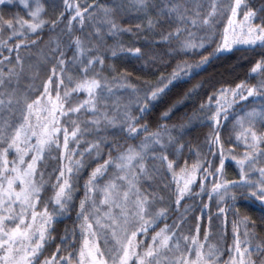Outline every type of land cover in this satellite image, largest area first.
Listing matches in <instances>:
<instances>
[{
	"label": "snow or ice",
	"instance_id": "obj_1",
	"mask_svg": "<svg viewBox=\"0 0 264 264\" xmlns=\"http://www.w3.org/2000/svg\"><path fill=\"white\" fill-rule=\"evenodd\" d=\"M14 3L17 0H0V57H3L0 59V264H264V240L253 249L252 239L259 233L251 217L244 215L240 220L244 225L243 239L237 223L233 222V244L226 249L228 259L224 260L225 249L220 244L209 243L211 215L208 230L201 239L202 225L195 223L192 234L193 228L186 225L192 209L187 203L182 204L192 196L202 198L206 194L209 202L215 199L219 214L226 213V207L221 205L227 198L233 202L232 210L238 216L240 208L235 203L238 198L258 201L264 207V4L256 9L249 0H208L207 7L199 0H192L191 4L175 0H161L159 4L154 0H131L132 9L146 19L148 30L159 27L161 21L175 24L173 30L161 33L164 43L170 45L175 41L178 44L169 56L171 52L204 49L206 43L213 42L216 25L227 21L221 42L207 55L201 53L194 64L186 59L177 63L168 76L161 75L156 83L145 81L146 88L141 92L127 82V73L123 83L118 77L109 80L103 75L106 56L102 48H107L113 58L120 53L143 58L141 47L108 44L107 37L119 41L122 33L135 35L133 27L144 29L142 22L128 27L120 22L128 5L100 4L96 0L81 5L78 0H62L63 11L56 18H50L42 0H18L24 13H6L7 6ZM65 13H69V18L59 35L66 34L67 43L53 37L48 42L47 53L41 49L39 63L29 62L26 72L21 48L38 46L45 26L55 32L64 21ZM86 20L92 23L94 32L82 39L74 35L73 22L83 29ZM200 28L207 31L197 40L193 30ZM237 44L262 53L251 68V74L258 76L259 81L221 88L200 103V110L212 121L214 131L209 134L208 142L218 146V165L202 158L190 168L185 162L177 174L174 162L166 153L169 146L183 148L179 137L166 126L163 132H152L141 121L152 103L161 100L170 86L190 83L210 58L232 52ZM4 49L8 55L4 54ZM69 50H72L71 64L77 68L76 74H67ZM13 52L16 53L14 60ZM40 63L52 66L37 85ZM26 75L27 83L24 82ZM200 87L194 84L183 98H189ZM114 88H131L135 100L121 105ZM105 92L116 96L114 111L107 107ZM250 97L259 108L254 106L233 117L236 146L243 145V151L238 154L234 147L227 150L226 156L220 136L221 121H228L233 106ZM102 103L104 108L100 107ZM170 113L171 109L163 116L167 118ZM179 127L183 129L184 125ZM109 128H119L133 140L143 136V140L124 150L113 140L109 148H115L116 155L110 150L108 158L91 171L79 204L82 244L78 254L74 255L65 246L67 234L54 252L45 254L47 245L54 239L51 231L54 219L67 210L73 199V183L86 166L84 153L70 147V142L78 147L85 131L103 133L85 149L88 153L95 150V155L100 157L101 144L115 136L107 131ZM54 151L59 155L53 156ZM150 151L160 153L153 155V159L168 161L167 170L176 185L171 192L174 199H170L168 205L158 204L157 201L163 202L165 197L145 187L144 182L153 179L145 163ZM49 157L66 163L56 169L58 176L49 175L46 180L41 169L42 162ZM229 157L239 170L238 179H227L225 175V161ZM177 175L182 185L176 180ZM209 177L212 178L210 185ZM53 178L55 183L50 184ZM197 179L200 181L198 192L192 188ZM46 185L52 190L48 200L45 199ZM49 202L55 205L52 212ZM169 212L179 213L171 225L167 223ZM161 221L163 227H159ZM71 243H75L74 238Z\"/></svg>",
	"mask_w": 264,
	"mask_h": 264
},
{
	"label": "trees",
	"instance_id": "obj_2",
	"mask_svg": "<svg viewBox=\"0 0 264 264\" xmlns=\"http://www.w3.org/2000/svg\"><path fill=\"white\" fill-rule=\"evenodd\" d=\"M80 2L84 0H78ZM184 2L191 4L192 0H183ZM85 2V1H84ZM90 0L89 3H91ZM96 2L109 3L111 0H96ZM155 3H161V0H154ZM202 4L208 3V0H199ZM250 4L259 9L263 4L262 0H249ZM83 3V2H82ZM49 10V9H48ZM56 13V12H55ZM49 14V13H48ZM142 15V14H141ZM153 15L155 13L153 12ZM54 17V16H53ZM242 17V16H241ZM56 18V16H55ZM226 20H222L220 23L216 25V32L214 37L216 39L221 38L218 36V33L221 34V30L224 29ZM162 27V29H161ZM175 24L169 25V23L165 21H161L160 28H156L154 36L151 43L150 51H157V41L161 40V33H167L170 30H173ZM201 29V28H200ZM204 29V28H203ZM49 30V26L45 27V31ZM198 29H194L197 31ZM204 31H207L204 29ZM153 32L149 34L151 36ZM147 35V34H146ZM144 35V37L146 36ZM155 39L157 41H155ZM12 42H10L11 44ZM172 48H176L173 43L166 44ZM149 49V48H148ZM7 49H4V52ZM170 53V51H169ZM175 52H171V54ZM207 55V54H206ZM134 57V56H132ZM262 57V53L259 50H250L247 45L237 44L234 46L233 51L230 53H223L216 57L210 58L208 64L204 65L202 69L197 70L193 79H191L190 83L187 82H179L176 86H170V90H166V94H162V99L156 102H153L149 108V111L145 114L142 124H147L150 131L155 132L157 130L163 132L164 127L166 126L168 129L172 131L174 136H178L180 140V144L183 145V148H180V145L169 146L167 150V155L170 161L174 162L175 170L184 167L185 162H187L188 167L190 168L193 163H195L199 158L197 153L201 152V158H206L207 161L212 162L215 165H218V160L216 156L219 157V151L217 145L205 144V138L209 136V134L214 131L211 128L212 121L207 119V113L202 112L200 110V103L206 102L207 96L211 95L213 92H218L221 88H234L236 84L241 82H247L248 84H257L258 76L251 74V68L254 64L260 60ZM135 58V59H134ZM128 59L129 61H125L123 57L116 56L113 58L111 55H107L105 66L107 71L109 70L111 74L108 75V78L111 76H122L124 74H128L127 77L130 78L132 82L143 83L146 87L145 81H148L152 84L156 83L160 76H168V68L160 64H154V67L145 68L143 66L142 61H138L136 57ZM156 59H151V56L147 58V61L159 60L160 57H154ZM182 59H186L188 61H196L198 58L194 55H184ZM145 61V60H144ZM114 66V69L113 67ZM108 71V72H109ZM42 75H40L41 78ZM254 76V77H253ZM252 78H255V81H251ZM42 80V79H41ZM26 83V82H25ZM200 84L201 87L196 90L195 93H192L189 98H183L184 93L187 92L194 84ZM134 98V97H133ZM135 99V98H134ZM231 100V96L228 97ZM253 98L250 97L248 101H239L234 106H242L241 113L237 115H242L246 111L251 110L252 107L259 108V104L252 103ZM244 106V108H243ZM215 107V105H213ZM171 109L170 115L165 118L163 116L165 111ZM238 109V108H236ZM138 114V113H137ZM235 115V113L233 114ZM235 123V119H230V124ZM183 124L184 128L180 129V125ZM222 127L220 128V136L221 141L225 144V153L227 154L228 149H232L235 147L237 153H241L243 151V145L236 146L235 135L231 127L229 129H225V123L221 121ZM232 126V125H231ZM222 130V131H221ZM115 141L122 148H127L129 145H135L140 143L143 140V136L138 139H129L127 138V133L125 132L122 135L118 134L114 137H110V141ZM62 143V140H61ZM111 143V144H112ZM62 151V148L61 150ZM95 152V150H94ZM87 156V151L85 153V161L88 162L87 170L81 177L79 176L75 181L80 182L77 186V192L72 191L73 201L72 207L67 212H63L57 215L54 219V222L51 226V231L54 239L49 242L47 245L46 253H51L55 251V247L60 244L61 238L66 234L68 236V243L65 245L69 251H72L74 255L78 254V248L80 246V242L82 244L80 224L82 223L81 219H78L79 213V204L80 200L84 198V185L91 173L92 170L97 166V161L92 160L93 154ZM212 153H216L215 156ZM160 155V154H159ZM79 159L78 155L76 157ZM161 166L165 168L168 178L172 176V174L167 170L168 161H161L159 159ZM65 163V162H64ZM43 169L45 173V179L47 180L49 175L52 177L58 176L59 173L56 169L60 166H63L62 162L58 159H49L43 164ZM235 162L231 160L229 157L225 161V175L227 179H238V172L235 170ZM82 170V169H81ZM168 171V172H167ZM80 175V174H79ZM76 182V184L78 183ZM55 179L53 178L50 181V184H54ZM46 193L45 199L48 200L52 195V190L49 185H46ZM174 191V190H173ZM172 191V192H173ZM195 196H192V199L189 200L192 202L196 199ZM203 199L207 200V195L205 194ZM170 199H174L170 197ZM170 202V201H169ZM232 201L230 198H227L223 205L226 207L227 216L236 215V213L232 210ZM236 206L240 208V214L243 213L253 220L256 221V230L259 235L252 239V241L260 242L264 240V231H261L264 228V224H261V219L264 217V207H261L258 201L253 200H245L242 197L238 198L235 202ZM183 204V203H182ZM174 205V204H173ZM172 205V207H174ZM49 211L52 212L55 208V205L49 202L48 204ZM192 209L188 215L189 222L201 224V220L205 219L207 214L200 211V206L198 202L194 201V203L190 206ZM218 212V211H215ZM179 213L169 212L168 220L171 219L172 216H177ZM190 216V217H189ZM202 217V219H200ZM164 222L161 221L159 223V227H162ZM231 228V224L228 225V230ZM194 234V227H193ZM73 238L75 239V243H71ZM255 245H253V249ZM66 254V253H65Z\"/></svg>",
	"mask_w": 264,
	"mask_h": 264
},
{
	"label": "rangeland",
	"instance_id": "obj_3",
	"mask_svg": "<svg viewBox=\"0 0 264 264\" xmlns=\"http://www.w3.org/2000/svg\"><path fill=\"white\" fill-rule=\"evenodd\" d=\"M84 1H82L83 3L80 2V1H78V2L81 5H84L85 3H89L90 2V0H84ZM262 1H263V4H264V0H262ZM42 2L45 4V6L47 8V15L50 18H55V16L57 17L59 15V13L61 11H63L62 0H42ZM175 2L186 3L183 0H175ZM117 3H125L126 5H128V10H126L123 13V18L120 21L125 27H128L129 25L134 26L135 23H140V22L144 23L145 27H144L143 30H136L133 27V31L136 34L133 35V34H130V33H122L121 36H120L119 41H116L113 37H107L108 44H109V46H111L114 43H121L125 47L132 46V45H135L137 47H141L142 53H143V58L136 57V59H139L138 60L139 62L142 61L143 62V66L145 68H150V67L152 68V67H154V64H160V65L165 66V68H168L167 70H168V75H169L173 71V69L175 68L177 63L185 60V59H182V57L184 55H194L195 57H197L198 59L196 61H194V62L189 61V63H193L194 64L200 59V54L201 53H203L204 55L208 54V52L211 51L215 47L216 43L221 42V38H222V35H223V30H221V34L218 33V36H221V38L216 39V36H215L213 38V42L212 43H206L205 48L202 49V50L201 49H197V50L189 51L187 53L175 52L174 54L172 53L171 56H169V51H171V49H174V48H172V47H170L168 45H165V43L162 40H160V41L158 40L157 41L155 39V41H157L156 44H157V49L158 50L157 51H153V53H152L150 51V47H151V43L154 41V39L152 40V38L155 37L154 36L155 30L154 29H152V30H148L147 29V21H146V19L144 18L143 15H141L140 13L135 12V10L132 9L131 0H111V2L105 3V4L112 5V4H117ZM102 4H104V3H102ZM207 4H208L207 2L204 3L205 7H207ZM53 5L55 7H53ZM5 11L8 14H15L17 12H20L21 14L24 13V9L19 5L18 0H17V3H14L13 5L7 6ZM68 18H69V13H65L64 21L58 26V28L56 29L55 32H52L50 30L45 31V28H44V30L40 34L41 42H40V44L38 46L32 45V46H30L27 49H25L23 47L21 48L20 55L25 61L26 72H27V65H28L29 62L32 63L33 65H36L37 63H39V56H40L41 49H43L44 52L47 53V51H48V42L53 37H58L63 43H67V35L66 34L65 35H59V34H60L61 29L65 28V25L67 24ZM241 19H242V17H238V20H241ZM226 25H227V23L225 24V26ZM101 27H105L106 28V26H101ZM157 28H160V26L157 27ZM161 29H162V27H161ZM73 31H74V35L75 36H80L83 39V38H86L88 36V33L94 32V28L92 26V23H90L89 21L86 20L83 29L80 28L78 23L73 22ZM236 31L238 32L239 29L237 28ZM151 32H153V34L151 36H149V34ZM195 32L197 34V40H199V38L201 36H203L206 31H204V29L201 28V29H198ZM144 35H146V36L144 37ZM172 43H173V45L176 46V48L178 47V44L175 41L172 42ZM101 52L106 57H107V55H111L110 51H108L107 48H102ZM4 54L8 55V52H4ZM11 55H12L13 60H14L16 53L13 52ZM71 56H72V50H69L68 53H67V59H68V62H69L68 63V68H67V74H76L77 73V68L73 67L72 64H71ZM117 56L123 57L125 61H129L128 59L134 58V57H132L131 55H129L127 53H120ZM150 56H151V59H156L154 57H160V59L158 61L157 60H153L151 62L147 61V58H149ZM2 58L3 57H0V59H2ZM51 66H52L51 63H48V64L40 63V69H41L40 75H42V76H41V78L39 77V78L36 79L35 83L37 85H39L41 83V79H43L47 74H49ZM108 71H107V68L105 66L104 70H103V75L107 76V77H108V75H114V74H111L110 71L109 72ZM112 77L113 76L109 77V80H111ZM115 77L120 78V81L122 83L124 82V75H122V76L115 75ZM255 80H256L255 78L251 79V81H255ZM28 81H29V77L26 75L25 78H24V82L27 83ZM257 81H259V78H258ZM127 82L131 83L134 86H136L137 89L139 91H141V92H143V90L146 88V87H144L145 85H143V83L132 82L130 80V78H128V77H127ZM253 84H254V82H253ZM22 86H23V84H22ZM113 91L119 96L121 105L124 104V103H127L129 100H135L134 99L135 95L133 94V91H132L131 88H114ZM105 96H108L107 107L114 111L115 110V103H116V96H109V94L107 92H105ZM104 106H105L104 103H102L100 105L101 108H104ZM241 107L240 106H233V109L231 110L232 114L229 116V120L228 121H223L222 120V122L225 123V129L226 130L229 129L230 127L233 130V126H234L235 123L233 122V124L232 123L230 124V119H232L234 116H236L237 114L242 112V111H240L242 109ZM236 108H238V109H236ZM243 108H244V106H243ZM234 113H235V115H233ZM4 115H7V113H5ZM89 118H91V114H89ZM64 119L66 120L67 118H64ZM211 128L214 129L213 127H211ZM107 131L110 132V133H115V136L118 135V134L122 135V133L120 132L119 128H115V129L109 128V129H107ZM102 134L103 133H97L95 131H85L83 133V138L81 139V142H80L79 146L77 147L74 142H70V147L74 148L78 153L79 152H84L85 149L87 147H89L92 142L96 141L98 136H100ZM110 137H114V136H110ZM110 137H109V140H108L107 143L101 144V156L97 157L95 154H93V159L92 160L97 161V166L100 163H102L103 160L108 158V152L110 150L112 151L113 156L116 155V151L117 150L115 148H111V149L109 148V145H111V143H112V141H110ZM61 140H63L62 134H61ZM208 140H209V136H207L205 138V140H204L205 144L209 143ZM140 143L135 144V145H139ZM157 148H158V146H157ZM120 150H124V148L120 147ZM93 152H94V150H93ZM92 153H87V156L91 155ZM199 153H200V155L198 156V158H199L198 160L202 159L201 156H203V155H201V152H199ZM159 154H160L159 151H157L154 154L151 151L149 152L145 163H146V166H147L149 172L153 173V179L149 180V181H145L144 184H145V187L148 188V191L158 192L160 195H163L165 197V200L163 202L158 200L157 201L158 204L163 203L165 205H168L169 201H170V197H171V192L173 190H175V186L176 185H175V182L173 181L172 176H170L168 178L166 170H165L164 167L161 166V163H160L159 159H153V155L159 156ZM52 155L53 156H58L59 153L57 151H54ZM84 155H85V153H84ZM225 155L227 156L226 153H225ZM78 157H79V155H78ZM49 159H51V157H49L46 161H48ZM204 159H206V158H204ZM216 159L219 160V157L216 156ZM46 161L42 162V169L44 167L43 164ZM88 162L86 163V166L83 168L85 171L87 170V167L89 166V165H87ZM63 163L64 162H62V164ZM234 167H235V170L238 172L239 170H238L237 166L235 165ZM83 169L80 171V175H79L80 177H81V175H83V173H85V171ZM179 170H180V168L178 170H176L177 174H179ZM211 179L212 178L209 177V180H208V184L209 185L211 183ZM176 180L179 181L181 183V185H182L183 181H182V179L180 178L179 175H177ZM76 182H78V181H74V183H73V189H74L75 192L78 191L77 190V186L80 184V182H78L77 184H76ZM199 183H200V181H199V179H197L196 183H194L192 185V188L195 191H197V192L199 191ZM149 185H150V187H148ZM165 185H168V187L165 188ZM73 199L69 202L67 210L65 212H67L69 209H71V207L73 205L72 202H74ZM191 199H192V197L190 199H186V201H182V203L183 204L187 203L189 206H191L194 203V201H196V202H198V204L200 206V209H201L200 211H202V212L207 214L206 218L201 220V225H202L201 239L203 238V232L208 230V225H209L208 217H209V215H211V217H212V227H211V232H210V236H209V243L220 244V246L223 249H225V252H224V255H223L222 258L224 260H227L228 259V253H227L226 249L233 244V231H232L233 222L237 223L239 232L241 234V239H243L244 238L243 237L244 225L240 223V220L243 218V216L245 214L241 213V214H239V216L236 214V215H233L232 217L228 216V215L226 216L225 214H219L218 212H215V211H218V207H217V203H216L215 199L213 201H211V202H209L208 199L205 200V199H203L201 197H196V199L194 201L192 200V202L189 201ZM204 205H208V207H204ZM181 211H183V209H181ZM177 216H179V215H177ZM177 216H175V217L172 216L171 219H169V221L167 223L169 225H171L173 220H175L177 218ZM218 216H219V218H217ZM189 221L190 220L187 217V221H186L187 228H193L195 223H191ZM229 224H231V228H229V230H228V225ZM161 226L163 227V225H161ZM222 236H223V243H221V237ZM256 243H258V242L252 241V245H256ZM80 246H81V242H80ZM78 250H79V248H78Z\"/></svg>",
	"mask_w": 264,
	"mask_h": 264
}]
</instances>
